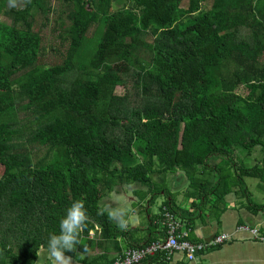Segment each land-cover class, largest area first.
<instances>
[{"label": "trees", "instance_id": "16d2710c", "mask_svg": "<svg viewBox=\"0 0 264 264\" xmlns=\"http://www.w3.org/2000/svg\"><path fill=\"white\" fill-rule=\"evenodd\" d=\"M2 1L0 264H34L73 200L88 213L74 252L114 242L125 232L98 214L101 199L155 174L182 171L190 197L215 195L211 209L244 177L264 182V167L234 161L264 152V0H59L67 48L50 64L31 11L46 7L48 22L53 8ZM211 158L213 185L198 177Z\"/></svg>", "mask_w": 264, "mask_h": 264}, {"label": "crops", "instance_id": "0c3cea01", "mask_svg": "<svg viewBox=\"0 0 264 264\" xmlns=\"http://www.w3.org/2000/svg\"><path fill=\"white\" fill-rule=\"evenodd\" d=\"M249 157L247 160L244 156L241 157V163L247 167L254 165L264 167V152L260 148L255 149ZM219 161L218 158L209 160V165L199 173L198 177L213 185L216 175L212 166ZM245 178L257 179L252 187L260 188L262 192L253 193ZM162 183L165 190L156 192L153 196L149 190L138 195L139 190L134 186L131 191H114L113 196L110 192L107 198L112 202L111 211L125 210L128 224L127 229L122 230L125 234L117 236L114 242L109 240L99 245H88L80 253L73 252L69 256L70 264H87L86 259L96 255L106 256L105 261L108 262L121 256L130 247L146 245L149 240L158 236L159 238L154 240L163 239L164 227L161 217L162 208L167 209L163 205L165 201L172 203L171 207L174 209L172 212L187 227L189 241H207L220 233H229L232 237L221 245L204 250L192 261H189L184 253L177 251L168 255L160 253L159 258L152 261L143 259L139 264H264V182L256 177H244L245 191L237 192L236 188L231 189L223 196V204L212 209L210 205L215 200V195L209 194L206 198L190 197L188 180L182 171L177 170L162 176L158 184ZM203 187L201 186V189ZM157 201L159 204L154 206ZM111 220L114 224L117 223L116 220ZM156 221V228L151 234L149 227ZM241 224L257 228L263 240L252 237L248 232H237L235 229ZM93 234L91 231L89 238H92ZM43 257H45L43 263H39L38 259L36 263L49 264L48 251H44ZM163 257L165 259H162Z\"/></svg>", "mask_w": 264, "mask_h": 264}, {"label": "rangeland", "instance_id": "374dc122", "mask_svg": "<svg viewBox=\"0 0 264 264\" xmlns=\"http://www.w3.org/2000/svg\"><path fill=\"white\" fill-rule=\"evenodd\" d=\"M2 1V0H0ZM24 0H5L4 2V7H9V6H13L15 8H22V2ZM3 3V1H2ZM43 3H45L46 6H51L53 8V10L48 14V22L45 21V16H46V7L43 10V12H38L36 9V6L32 9V24H33V30L38 31V33L40 34V36L42 37V45L46 48V57L45 60L47 61V63H52L54 61H57L59 59V56L61 54H64L66 51L67 46L66 45H62L59 43V38L57 36V25L58 23H60L61 21H65L66 22V13L68 11V7L63 4L61 1L59 0H43ZM182 6L186 7L188 4V0H182ZM120 6V3H116L113 2L111 5V9H116ZM0 20H5L8 21V18H6L4 16V14H0ZM94 29L95 27H91L87 33V37L88 38H92L94 36ZM151 41V38H148ZM53 46L55 48V50L57 49V51L52 52L49 48ZM60 54V55H59ZM233 66H229L228 69H232ZM116 93L119 95H122L124 90L122 87L117 86L115 89ZM237 92L239 94L242 93V89L239 88L237 89ZM22 116V115H21ZM236 154L234 155V161L236 162V165H241V149H236ZM244 154H246L244 152ZM41 155V154H40ZM34 159H36L37 157H39V154H37L36 156H33ZM246 160L247 158L249 159V156L245 157ZM216 158H211L210 161L214 160ZM2 165L0 164V174L2 172ZM165 176V175H164ZM162 178V175H153L152 179H151V183L146 184V185H131V186H123V187H117L114 191H122V192H126V191H131L132 186L135 187L136 190H139L138 195H142L144 194L143 192L146 191H150L151 194H155L156 192H160V191H164L165 190V186L163 185V183L161 185L158 184V181H160ZM247 185L250 186L251 191H253V193L258 194L261 193L262 191H260V188H254L253 186V182L258 181L257 179H253V178H245ZM164 182V181H163ZM143 190V191H141ZM111 192V195L113 196V192ZM110 194L106 195L104 198L101 199V204L105 207V209H108L109 211L112 210L111 208V200L108 199L107 197H109ZM140 197V196H139ZM145 197V196H144ZM159 201H157L154 206L158 205ZM128 209H130V206L128 207ZM43 251V252H42ZM44 251L45 250H41V253L38 255V262L39 263H43L45 261V257H43L44 255ZM43 253V254H42Z\"/></svg>", "mask_w": 264, "mask_h": 264}, {"label": "built area", "instance_id": "2783aa9c", "mask_svg": "<svg viewBox=\"0 0 264 264\" xmlns=\"http://www.w3.org/2000/svg\"><path fill=\"white\" fill-rule=\"evenodd\" d=\"M162 225L164 227V238L154 240L146 245L130 247L124 253L113 260L110 264H139L143 259L153 258L160 253L170 254L172 252H182L189 261L208 248L223 244L231 239L232 234L220 233L214 235L207 241L191 242L188 240V229L169 209L162 208ZM237 232H248L252 237L263 240L257 228L245 224L238 225ZM39 264V263H34Z\"/></svg>", "mask_w": 264, "mask_h": 264}, {"label": "clouds", "instance_id": "9594fccd", "mask_svg": "<svg viewBox=\"0 0 264 264\" xmlns=\"http://www.w3.org/2000/svg\"><path fill=\"white\" fill-rule=\"evenodd\" d=\"M98 214H107L109 218L116 220L119 230L128 227L125 219V210L117 209L109 211L101 209ZM88 220V213L83 200H73L64 210L59 221L58 233L49 234L47 241L49 264H70V257L66 253L74 252L80 244V234L84 230Z\"/></svg>", "mask_w": 264, "mask_h": 264}]
</instances>
